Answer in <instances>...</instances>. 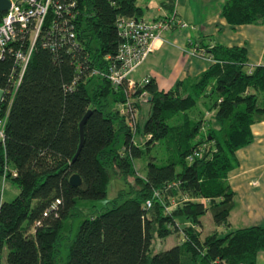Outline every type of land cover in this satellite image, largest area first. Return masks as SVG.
<instances>
[{
  "label": "trees",
  "instance_id": "1",
  "mask_svg": "<svg viewBox=\"0 0 264 264\" xmlns=\"http://www.w3.org/2000/svg\"><path fill=\"white\" fill-rule=\"evenodd\" d=\"M176 1L160 0L165 16L177 12ZM77 2L79 47L40 37L17 93L4 106L0 177L15 182L19 193L11 201L0 197V253L8 249L0 264H257L264 225L203 234L201 217L211 212L217 226L230 223L235 192L228 173L237 165L236 151L254 139L252 124L264 115V65L249 70L245 47L202 41L198 48L213 62L206 71L168 90L149 77L143 97L126 81L115 87L89 69L107 70L122 41L118 18H145L144 8L138 0ZM222 15L233 25L264 24V0H227ZM17 72L12 54L0 60V86L7 92ZM142 98L150 104L143 127L148 138L138 145L137 114L133 128L122 106L131 100L137 113ZM208 111L214 119L206 118ZM157 146L165 148L164 157L152 153ZM145 155L141 175L135 159ZM113 172L128 189L111 207L84 218L70 238L66 228L78 203L106 197ZM75 174L81 185L70 182ZM175 233L183 234L180 243L154 250L156 240Z\"/></svg>",
  "mask_w": 264,
  "mask_h": 264
},
{
  "label": "crops",
  "instance_id": "2",
  "mask_svg": "<svg viewBox=\"0 0 264 264\" xmlns=\"http://www.w3.org/2000/svg\"><path fill=\"white\" fill-rule=\"evenodd\" d=\"M226 1L215 0L221 3L220 10L206 18L208 29L199 28L198 36L191 35L181 40L178 35L164 32L161 38L155 41L153 52L132 77L135 80L150 77L156 80L160 89L165 90L174 87L179 80L197 79L213 62L205 56L206 52H200L198 55L189 54L188 57L184 46L186 43L189 44L190 39L199 47H204L202 41L211 46L219 44L226 47H245L249 70L257 65H264V24H230L222 15ZM176 10L185 21L191 23L196 20L194 14L180 10V4L178 8L176 4ZM165 12L169 14L160 3L157 8L158 14L154 15L153 19L166 15L162 14ZM206 118L214 119V112L208 111ZM251 129L254 136L252 143L236 151L237 165L228 173V182L235 192V206L230 214L229 225L218 226L222 231L264 225V115L252 124ZM135 143L143 145L136 141ZM234 225L236 228H233ZM257 264H264V251L258 254Z\"/></svg>",
  "mask_w": 264,
  "mask_h": 264
},
{
  "label": "built area",
  "instance_id": "3",
  "mask_svg": "<svg viewBox=\"0 0 264 264\" xmlns=\"http://www.w3.org/2000/svg\"><path fill=\"white\" fill-rule=\"evenodd\" d=\"M77 6V0H11L10 8L2 12L0 60L12 54L18 72L15 74L13 92H7L0 86V143L5 140L7 115L4 106L8 105L17 93L38 39L40 37H60L72 48L79 47L76 29L79 13ZM179 27L186 28L189 24L177 12L153 20L120 16L117 28L122 41L116 55L109 57L112 60L107 70L101 71L91 67L89 72L105 76L115 87L121 86L126 81L130 90L140 91V94L145 97L147 92L144 91V86L149 83L150 78L135 80L132 74L153 52L155 41L161 38L164 32ZM189 47L188 51L192 55L206 52V49L200 50L198 44L196 45L192 39L189 40ZM79 66L81 71H84L82 70L83 65ZM122 111L130 113L132 117L130 125L135 128L137 113L133 102L130 100L123 105ZM203 151L204 148L193 152L188 157L189 161L192 162L196 157H200ZM147 204L148 207L152 205L151 201Z\"/></svg>",
  "mask_w": 264,
  "mask_h": 264
},
{
  "label": "rangeland",
  "instance_id": "4",
  "mask_svg": "<svg viewBox=\"0 0 264 264\" xmlns=\"http://www.w3.org/2000/svg\"><path fill=\"white\" fill-rule=\"evenodd\" d=\"M138 4L142 5L144 7V17L147 20H153V16L158 14L157 8L160 4V0H138ZM177 8L180 4V10L182 11H188L196 17V20L191 21V23L187 22L189 24V27L186 28H176L174 30H169L168 32H165L167 34H174L178 35L181 40H183V37H189V36H198L197 30L199 28L208 29V25L206 23V18L216 11L220 10L221 3L215 2V0H177L176 1ZM161 14V12H160ZM162 14H166L162 13ZM167 15V14H166ZM165 16V15H164ZM185 51H187V56H189L190 47H188L187 43L184 46ZM192 55V54H190ZM201 108V105L198 104L192 111L191 114H197L199 109ZM150 110V104L145 99H141V106L138 108L137 111V121L140 127V130L136 132L135 134V141L139 143H144L146 141V135L143 133V127L144 123L148 117ZM152 153L155 155L157 154L159 158H162L165 156V148L163 146H157L156 150L153 148ZM148 160V156L145 155L141 158L135 159L136 166L138 167L141 174L146 173L145 164ZM128 189V186L126 185L124 179L116 174L115 172L111 173V182L109 184L108 188V194L106 197L102 199H96V200H81L78 203L77 208V215L73 216L71 220L69 221L66 233L70 235V238H74L75 234L77 233L79 224L81 221L91 216L92 214L99 213L101 211H104L107 207H111L113 205V201L117 197H119L121 192H125V190ZM19 193V188L15 182H13L10 179H4L3 177H0V197L3 201H11L13 200L17 194ZM123 198H120V201ZM203 221V234H209L210 232L219 230L218 226L214 223L211 212H207L206 214L202 215L201 217ZM233 228H236V225H234ZM69 231V232H68ZM183 239V234H172L169 237H167L165 240H156L154 242V250L161 251L166 250L174 245L181 242ZM69 240L65 239L64 243L62 245L61 250V257L63 262H66L68 254H69ZM8 249L6 248L3 253H0V261L5 262L6 256H7Z\"/></svg>",
  "mask_w": 264,
  "mask_h": 264
},
{
  "label": "water",
  "instance_id": "5",
  "mask_svg": "<svg viewBox=\"0 0 264 264\" xmlns=\"http://www.w3.org/2000/svg\"><path fill=\"white\" fill-rule=\"evenodd\" d=\"M11 6V0H0V12H5L7 11ZM140 93V91H138ZM149 100H151V97H149ZM91 111H89L87 113V115L84 117V119L82 120L81 122V138H82V141H81V144H80V147H79V151L77 153V155L80 153L81 151V148H82V145H83V140H84V126H85V123H86V120L87 118L89 117ZM76 155V157H77ZM76 157L74 159H76ZM70 182L73 184V185H81L82 184V179L81 177L78 175V174H75L73 175L71 178H70Z\"/></svg>",
  "mask_w": 264,
  "mask_h": 264
}]
</instances>
